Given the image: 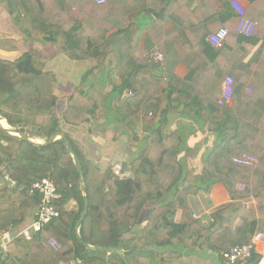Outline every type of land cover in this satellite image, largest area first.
I'll return each mask as SVG.
<instances>
[{"label":"trees","instance_id":"16d2710c","mask_svg":"<svg viewBox=\"0 0 264 264\" xmlns=\"http://www.w3.org/2000/svg\"><path fill=\"white\" fill-rule=\"evenodd\" d=\"M258 1L248 0L251 5ZM67 3L65 9L58 0H0L18 37L0 39V50L21 51L13 60L0 57V120L20 134L0 125V235L22 232L35 220L41 197L30 193L34 183L48 178L60 195L54 202L59 217L28 237L10 240L12 251L0 264H211L208 253L223 260L222 252L250 243L258 220L246 204L256 201L264 214V144L249 153L258 163L245 166L232 159L246 153L241 145L246 126L255 121V101L241 97L240 74L227 69L222 79L231 75L234 80L232 105H218L219 79L208 78L207 69L210 60L224 56L207 37L227 28V40L235 12L223 2L224 15L218 13L212 0H196L194 6L188 0ZM162 5V17L153 19ZM139 9L162 34L145 22H132ZM143 30L150 43L141 48ZM181 43L195 60L177 89L181 80L174 69ZM44 44L70 60L95 61L63 98L60 116L55 76L46 70L48 58L39 54ZM156 52L161 61L153 59ZM177 112L198 122L204 133L217 135L198 174L180 160L182 130L166 131L167 117ZM96 122L111 127L114 137L124 133L136 149L122 163L130 177L116 178L112 166L101 171L79 139L63 129L90 130ZM32 136L45 143L30 142ZM216 183L236 203L219 210L204 228L192 218L188 199L208 194ZM71 202L77 210L67 208ZM140 222L136 234L133 228ZM260 260L253 253L245 264Z\"/></svg>","mask_w":264,"mask_h":264},{"label":"crops","instance_id":"0c3cea01","mask_svg":"<svg viewBox=\"0 0 264 264\" xmlns=\"http://www.w3.org/2000/svg\"><path fill=\"white\" fill-rule=\"evenodd\" d=\"M58 1L65 9L70 7L69 3H67L69 0ZM212 1L213 4H215L216 11L222 15H224L223 12L225 10L223 2L227 3V9L235 12L230 6V1L232 0ZM237 1L245 8V18L249 22L255 24V29L250 36L251 38L237 39L236 27L238 18L235 17V19L230 21L232 34L228 37L224 47L221 49L224 50V56L221 55L218 59L210 60L211 63H209L210 65L207 68L209 74L208 78L215 76L219 79L217 93H221V85L223 82L222 72L229 69L232 73L240 74L242 87H244L241 97L250 100L254 99L255 101V107L251 110L255 121L253 125L250 124L246 126L244 132L245 143L241 145L242 148L246 146V153L242 154L255 157L257 160L255 163H258V158L249 153L255 152L257 145L261 146L264 144V132L260 122L264 109V0H259L254 5H251L248 0ZM188 3L194 6L196 0H188ZM82 14L87 15L86 13ZM132 22L135 24H144L145 22L144 25H148L156 35H160L163 32L162 28L156 26L153 21L148 22L140 9L133 12ZM146 35V30H143L140 34L139 40L141 48L146 45L148 46L150 43ZM17 38L8 15L0 6V39L17 40ZM176 51L180 59L174 69V74L181 80L178 81L177 84V89H181L184 85L182 80H184L191 71L192 64L195 60V54L185 51L182 43L176 46ZM20 54L21 51L17 48H12L7 51L0 50V57L7 60L16 59ZM39 54L48 58L46 70L52 72L55 76L56 87L54 93L58 98L57 112L60 116L66 106L63 98L69 96L72 93V89L79 85L89 69L95 65V61L93 59L86 61L70 60L65 55L56 52L53 46L49 44H44ZM249 93H252L251 96ZM231 105L228 107H231ZM0 125L2 128L11 131L10 134L20 137V134L18 132H13V128L10 127L5 120H0ZM95 127L97 128V132H94ZM63 129L73 133L79 139L85 147L86 155L101 171H104L107 166L111 167L113 162H128L131 158V154L136 150L129 146L127 137L124 133L114 137L113 130H111L106 123H93L90 130L85 126L69 127L67 125H64ZM176 129H181L183 134V151L180 155V160L185 169L192 168L198 174L202 166V161L212 149L217 135L215 133H204L198 122L186 118L178 112L176 114H170L167 117L166 124L167 132H172ZM28 140L38 145H43L45 143L43 139L33 136L28 137ZM93 144H96L97 148L92 147ZM126 173L130 175L129 171ZM235 203V201L231 200L224 185L222 183H216L212 186L208 194L201 192L194 196H190L188 199V208L193 219L199 221L204 228H209L213 223V216L219 210ZM67 208L75 211L77 210V205L75 202H71L68 204ZM246 208L252 211L258 220L253 237L256 234H261L262 238L256 242L254 253L261 257L259 264H264V214L259 211L260 207L254 200L247 203ZM179 215L180 213H177L175 216L174 219L176 221ZM141 226L140 222L139 225L133 228V231L138 234ZM10 233L15 234L17 232L13 229ZM206 256L209 257L211 264H227L225 261L217 259L216 255L212 252L208 253ZM154 264H156V262Z\"/></svg>","mask_w":264,"mask_h":264},{"label":"built area","instance_id":"2783aa9c","mask_svg":"<svg viewBox=\"0 0 264 264\" xmlns=\"http://www.w3.org/2000/svg\"><path fill=\"white\" fill-rule=\"evenodd\" d=\"M104 3L105 0H96L97 5H102ZM230 6L238 17L236 33L247 37L251 36L255 29V24L246 20L245 8L237 0L230 1ZM227 36L228 29L220 28L216 32L208 35L207 42L212 48L221 50L225 45ZM153 59L155 61H161L163 57L160 53L156 52L153 56ZM233 85L234 80L231 76H227L223 80L221 85V93L218 99V105L222 107L231 105ZM261 118L264 122V109L262 111ZM232 161L236 164L247 166L255 163L257 160L255 157L241 154L239 157L233 158ZM112 172L113 175L118 179L128 178V175L122 171V166L119 164L113 165ZM30 193H37L41 197L40 206L37 208L35 213V220L27 229L22 232H17L14 235H0V262L5 260V258L8 256V253L12 251V247L9 245L10 240L16 236H30L31 234L40 231L45 225L58 218L60 215L59 211H57L54 206V202L59 198L60 195L58 194L55 184L52 180L44 178L34 183L30 189ZM261 238V234H256L250 243L233 246L228 251L222 252L220 256L227 264H245L249 259L252 258L253 253L255 252L256 242L261 240Z\"/></svg>","mask_w":264,"mask_h":264},{"label":"rangeland","instance_id":"374dc122","mask_svg":"<svg viewBox=\"0 0 264 264\" xmlns=\"http://www.w3.org/2000/svg\"><path fill=\"white\" fill-rule=\"evenodd\" d=\"M80 83H81V82H80ZM80 83H79V84H80ZM4 109H5V108H4ZM92 126H93V125H92ZM110 129L113 130L111 127H110ZM94 132H97V128H96V127L94 128ZM81 136H82V135H81ZM92 147L97 148V145H96V144H93ZM115 164H119V165L122 166V161L113 162V165H115ZM113 165H112V167H113ZM108 167H109V166H107V168H108ZM112 167H111V168H112ZM107 168H106V169H107ZM106 169H105V170H106ZM126 172H127V171H125V173H126ZM126 174L128 175V177H130V175H129L128 173H126Z\"/></svg>","mask_w":264,"mask_h":264},{"label":"water","instance_id":"95a60500","mask_svg":"<svg viewBox=\"0 0 264 264\" xmlns=\"http://www.w3.org/2000/svg\"><path fill=\"white\" fill-rule=\"evenodd\" d=\"M164 9H165V5H162L161 8H160V10H159L157 13H155V14L152 15L153 18H154V19H159V18H161V17H162V14H163V12H164Z\"/></svg>","mask_w":264,"mask_h":264},{"label":"bare ground","instance_id":"6f19581e","mask_svg":"<svg viewBox=\"0 0 264 264\" xmlns=\"http://www.w3.org/2000/svg\"><path fill=\"white\" fill-rule=\"evenodd\" d=\"M4 124V123H3ZM7 128V127H6Z\"/></svg>","mask_w":264,"mask_h":264}]
</instances>
